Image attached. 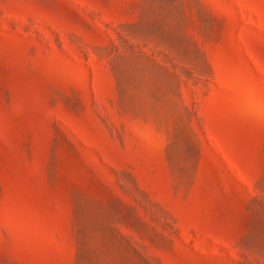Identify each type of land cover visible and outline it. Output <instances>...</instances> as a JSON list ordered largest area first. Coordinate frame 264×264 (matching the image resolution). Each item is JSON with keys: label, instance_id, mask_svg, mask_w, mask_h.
I'll return each mask as SVG.
<instances>
[{"label": "rangeland", "instance_id": "obj_1", "mask_svg": "<svg viewBox=\"0 0 264 264\" xmlns=\"http://www.w3.org/2000/svg\"><path fill=\"white\" fill-rule=\"evenodd\" d=\"M0 264H264V0H0Z\"/></svg>", "mask_w": 264, "mask_h": 264}]
</instances>
